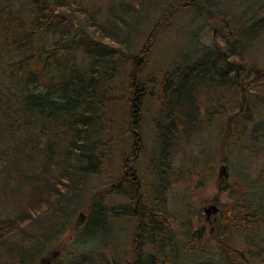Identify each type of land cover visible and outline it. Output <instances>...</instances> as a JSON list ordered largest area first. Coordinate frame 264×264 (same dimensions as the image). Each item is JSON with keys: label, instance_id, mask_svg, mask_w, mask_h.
Segmentation results:
<instances>
[{"label": "rangeland", "instance_id": "obj_1", "mask_svg": "<svg viewBox=\"0 0 264 264\" xmlns=\"http://www.w3.org/2000/svg\"><path fill=\"white\" fill-rule=\"evenodd\" d=\"M118 1L58 10L85 30L59 41L57 57L97 79L94 124L79 139L99 160L73 169L72 122L40 133L32 156L0 126V264H157L174 251L176 264H264V78L245 74L264 69V32L240 35L264 0ZM214 48L235 52L232 85L199 80L191 105H173L182 77ZM233 67L220 62L217 73ZM170 121L178 130L160 153L157 131ZM100 211L104 229L88 235Z\"/></svg>", "mask_w": 264, "mask_h": 264}, {"label": "trees", "instance_id": "obj_2", "mask_svg": "<svg viewBox=\"0 0 264 264\" xmlns=\"http://www.w3.org/2000/svg\"><path fill=\"white\" fill-rule=\"evenodd\" d=\"M27 1L4 0L0 3V126L1 128L8 126L6 129L11 130V134L18 133L19 139L15 144L16 149L20 153L27 150L28 156H32L35 153L36 140L40 133L49 132L51 134L55 127L59 128V125H63L65 122H72L76 139L73 140L70 147L75 149L71 161L75 164L73 169L77 167L78 170L83 168L84 159L99 160L97 150L85 148L87 143L83 139H79V130L82 132L85 127H91L94 124L92 123L93 119L90 122V108L92 101L99 98L97 79L94 76L89 78L86 73L68 65V63L63 62L61 64L60 58L57 56L61 50L58 47L59 41L62 40L64 44L67 37L73 35L75 38L78 32V36L82 37L85 30L81 29L77 23L74 24L75 21L69 20L67 15L59 19L58 10L66 5L67 0ZM118 3L119 6L128 4L122 0H119ZM59 30L62 32V38L56 37L59 35ZM260 31L264 32V13L254 24L244 28L240 35L241 37L252 36L260 33ZM50 39H52V44L45 47V43ZM79 41L80 38L77 42ZM230 47L232 48V46ZM63 49L65 50L64 45ZM233 54H235L233 49L227 51L217 48L208 50L203 55V59L199 61L196 69L192 70L195 73L186 74L182 77L183 79L179 84L181 91L175 90L173 94V105L176 107L191 105V91L199 80L204 81L210 77L211 81H215V78L223 85H232L231 81H234V76L232 79L229 77L230 71H240V64H234L229 59L227 60ZM99 60L100 57L93 58L92 64L99 65ZM102 60L104 59L102 58ZM220 62L232 67L235 65V67L233 69L226 68L222 74H218L217 67ZM245 74H248L249 80L256 84L259 79L264 78V69H259L256 66L247 67ZM238 76L239 73L236 78ZM250 85L253 86L251 83ZM133 94V106H140L139 92L136 90ZM240 94L245 97V87L240 88ZM37 125L41 127L32 133L31 130ZM177 130L178 126L173 121L167 123L164 128H158L160 153H163L169 146L171 138ZM11 138L14 139L13 136ZM48 145H45V147L47 146L46 149L45 147L42 148V152L45 153L46 158L50 159L52 154ZM73 169L72 172H74ZM92 169L97 171L96 167ZM74 174L72 173V175ZM122 185L119 182L117 187L120 188ZM129 188H134V193L137 191L135 184ZM130 210L133 211L134 209ZM157 211L161 212L162 210L157 209ZM134 214L133 212L132 215ZM98 215L96 221L90 223L91 231H88V235L93 236L92 233L97 234L104 229L101 211ZM245 220L248 221V219ZM4 224H8V221L0 222V229L3 228ZM154 224L157 228L159 227L155 221ZM166 239L169 240L168 237ZM169 244L173 243L170 242ZM23 251L26 250H21L18 256H23L25 254L21 253ZM240 257L243 259V264L247 261L250 263L242 255ZM178 258L179 256L174 251L166 259L162 258L155 263L176 264Z\"/></svg>", "mask_w": 264, "mask_h": 264}, {"label": "water", "instance_id": "obj_3", "mask_svg": "<svg viewBox=\"0 0 264 264\" xmlns=\"http://www.w3.org/2000/svg\"><path fill=\"white\" fill-rule=\"evenodd\" d=\"M222 168L224 169L225 167L222 166ZM217 208L215 206H211L210 208H205L204 212L206 213V216L208 217L211 213H215L217 212Z\"/></svg>", "mask_w": 264, "mask_h": 264}]
</instances>
